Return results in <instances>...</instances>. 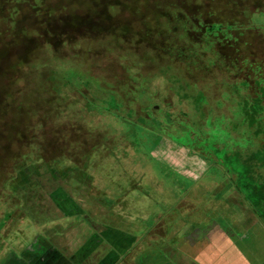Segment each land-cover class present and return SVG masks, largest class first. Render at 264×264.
<instances>
[{
	"label": "rangeland",
	"instance_id": "374dc122",
	"mask_svg": "<svg viewBox=\"0 0 264 264\" xmlns=\"http://www.w3.org/2000/svg\"><path fill=\"white\" fill-rule=\"evenodd\" d=\"M252 1L257 8L251 12L249 25L258 27L264 35V0ZM28 13L18 22L35 29L42 35L41 39L45 29L56 30L50 38L60 53L67 56L61 58L60 55L55 61L61 79L79 93V104L92 102L93 112L81 110L77 116L62 120L66 128L73 124L70 132L62 129L70 138L69 147L73 148L64 149L60 156L47 155L52 159L29 166V178L24 177L22 183L20 179L19 186L10 187L19 179L9 182L7 189L0 186V264H37V250L27 249L36 239L37 242L43 238L60 247L63 245L65 253L72 257L78 251L77 245L86 241L87 231L94 232L89 229L92 226L97 229L96 236L107 226L123 231L132 239L134 249L118 264L141 263L142 256L143 259L149 256L144 253L150 252L164 254L173 263L179 257L183 264L186 256L176 249L174 242L193 225L197 228L212 221L237 234L242 232L243 218L247 209L252 208V199L261 195L252 190L255 186L264 187V138L263 142L256 141L259 137L254 131L257 120L250 130L243 132L248 123H242L243 106L238 100L227 102L226 115L230 121L226 129L223 127L219 131L214 123L206 128V111L197 103L205 101L201 94L197 102L195 96L185 100L183 107L188 116L183 115L186 131L182 136L200 148L183 145L180 137L170 134L172 130L167 128L169 122L164 117L171 107L181 111L177 84L166 87L174 94L163 102L172 105L166 107L160 99L155 104L160 108L159 116L163 115L162 124L156 122L153 128L145 127L146 122L156 116L143 115V108L134 114L130 111L133 100L122 106L112 99V94L118 93L117 88H126L119 80L124 76L123 68L129 66L127 56L134 48L114 49L115 36L107 34L104 37L107 30L101 33L102 37H96L99 26L96 22L91 26L58 27L53 26V21L49 22L46 14L40 17L35 11L28 10ZM102 38L105 40H99ZM65 39L71 42L68 48ZM133 41L134 38L131 44ZM23 42L38 43L37 38L34 41L27 38ZM21 44L14 49L15 53L8 51L6 58L0 59V111L8 107V93L16 92L15 82L18 80L22 84L25 75L8 65L13 55L20 61L27 59ZM140 48L141 53L152 50L143 44ZM143 79L146 80L145 76ZM190 90H196L195 86ZM160 92L164 96L167 90L164 88ZM149 98L146 96L145 101L152 102ZM217 102L215 97L204 102L207 114L216 110ZM217 115L212 117L221 120ZM254 118L264 126L262 116ZM213 140L218 145H210L214 144ZM67 149H70L68 154L75 153L78 160L69 157ZM49 168L59 171L63 168L64 174L53 173ZM255 213L264 225L263 210L257 208ZM163 245H168L169 249H162ZM114 249L112 247V254L116 258L118 252ZM100 258L98 256L94 264H98Z\"/></svg>",
	"mask_w": 264,
	"mask_h": 264
},
{
	"label": "trees",
	"instance_id": "16d2710c",
	"mask_svg": "<svg viewBox=\"0 0 264 264\" xmlns=\"http://www.w3.org/2000/svg\"><path fill=\"white\" fill-rule=\"evenodd\" d=\"M256 8L252 0H0V59L4 60L8 51L15 53L14 49L21 43L25 47L22 49L24 54L27 53L25 61L12 53L8 64L12 65L10 69L15 66L25 75L22 84L18 80L15 82L16 92L8 93V107L0 111V186L7 189L8 183L15 179L19 182L10 187L19 186L25 181L24 177L29 178V166L52 159L47 155L56 153L52 157L60 156L64 149L73 148L69 147L70 138L63 134L66 129L70 132L73 124L66 128L64 123L61 124L62 120L77 116L81 110L93 112L92 102L79 104V93L61 79L55 61L60 55L61 58L66 55L60 53L50 38L56 30L45 29L41 39L42 35L35 29L19 24L18 21L29 14L28 10L35 11L40 17L48 15L49 22L53 21V26L58 27L91 26L96 22L99 25L96 37H102L101 33L107 30L104 37L107 34L115 36L114 49L134 48L127 56L129 66L123 68L125 73L119 80L126 88H117L118 93L112 94V99L122 106L133 100L130 111L134 114L143 108V115L156 116L144 121L145 127L153 128L156 122L161 125L163 121V115L159 116L160 108L155 106L157 99L165 102L174 94L167 85L177 84L181 111L169 108L164 115L169 122L167 128H171L170 134L181 138L183 145L200 148L182 136L186 131L183 115L188 116L183 106L191 97L195 96L197 102V96L201 94L205 101L209 97L218 101L216 110L209 114L205 101L197 102L206 111L208 129L211 123L218 126V131L227 128L230 119L226 115V105L231 101L238 100L243 106L242 123H248L243 132L258 121L254 116L264 118V35L258 27L249 25L251 12ZM195 36L198 37L196 40ZM27 38L33 41L37 38L38 43L25 44L23 41ZM132 38L135 46L131 44ZM69 44L70 40H66L65 47ZM141 44L152 50L141 53ZM80 46L79 43L78 50L81 51ZM153 74L152 79L146 78ZM159 79L160 82L156 81ZM193 85L194 91L190 90ZM206 86L212 89L207 90ZM164 88L167 93L163 96L160 91ZM146 96L153 101H145ZM213 114L222 119L216 120ZM257 121L254 131L259 135L256 141L260 143L264 132L263 125ZM206 136L210 137V134ZM213 143L210 145L217 144L214 140ZM69 150L67 155L78 160L75 153L68 154ZM65 169L67 171V167ZM50 171L64 174L63 168L60 171L51 168ZM252 191L261 195L252 199L251 209H262L264 213V187L255 186Z\"/></svg>",
	"mask_w": 264,
	"mask_h": 264
},
{
	"label": "crops",
	"instance_id": "0c3cea01",
	"mask_svg": "<svg viewBox=\"0 0 264 264\" xmlns=\"http://www.w3.org/2000/svg\"><path fill=\"white\" fill-rule=\"evenodd\" d=\"M246 213L245 218H243V231L237 234L231 229L229 230L237 236L239 234L247 235L245 241L249 238H258L260 243L264 245L263 223L260 222L255 211L251 208L247 209ZM94 227L89 228L93 229L94 232L87 231L89 235L86 236V241L77 245L78 251L77 253L74 252L72 257L65 253L63 245L60 247L54 244L52 240L42 236V242H36V239L27 250L30 249L33 252L37 250L39 258L36 262L39 264H94L98 256L101 257V260L98 259V264H118L124 255L134 249L132 248L134 246L132 239L130 240L129 235L123 231L105 226L96 236L97 229ZM230 236L225 231V227L219 225L218 222L209 221L197 228L193 225L185 235L174 242V245L178 251L186 256L187 261L183 264H257V262L253 263L248 255L241 253L234 244L235 237L232 234ZM112 247L116 248L114 250L118 252L116 258L113 257ZM144 255L149 256L147 259H143L144 256H142L140 258L141 264H182L179 257H176V263H173L164 254L150 252V254L144 253ZM145 261L146 263H144Z\"/></svg>",
	"mask_w": 264,
	"mask_h": 264
},
{
	"label": "flooded vegetation",
	"instance_id": "af4514ba",
	"mask_svg": "<svg viewBox=\"0 0 264 264\" xmlns=\"http://www.w3.org/2000/svg\"><path fill=\"white\" fill-rule=\"evenodd\" d=\"M220 225V224H219ZM225 231L229 236L232 234L234 239V244L239 248L242 254L248 255L251 260L257 262V264H264V245L260 243L258 238H249L247 241L244 239L247 235L239 234L238 236L233 234L228 228L225 227ZM230 231V232H229ZM232 237V236H230ZM168 248V245H163L162 249ZM169 249V248H168ZM166 256V255H165ZM158 263V262H156ZM141 264V263H139ZM159 264V263H158Z\"/></svg>",
	"mask_w": 264,
	"mask_h": 264
}]
</instances>
